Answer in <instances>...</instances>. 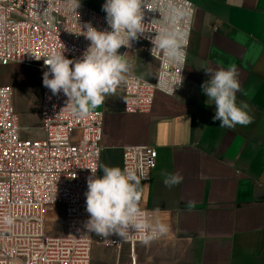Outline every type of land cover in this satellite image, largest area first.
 Here are the masks:
<instances>
[{
	"label": "crops",
	"instance_id": "0c3cea01",
	"mask_svg": "<svg viewBox=\"0 0 264 264\" xmlns=\"http://www.w3.org/2000/svg\"><path fill=\"white\" fill-rule=\"evenodd\" d=\"M190 1L195 9L181 89L157 92L152 109L138 113L125 112L123 93L114 89L94 110L104 112L100 163L123 168L125 147L156 148L138 207L158 210L152 219L171 235L125 243L121 251L97 243L93 264H264V0ZM232 65L243 90L237 102L247 101L252 120L229 129L213 121L215 105H205L201 84L210 75L203 68ZM31 67L41 81L40 68ZM40 101L27 102L39 117ZM171 173L182 182L166 186Z\"/></svg>",
	"mask_w": 264,
	"mask_h": 264
},
{
	"label": "built area",
	"instance_id": "2783aa9c",
	"mask_svg": "<svg viewBox=\"0 0 264 264\" xmlns=\"http://www.w3.org/2000/svg\"><path fill=\"white\" fill-rule=\"evenodd\" d=\"M145 36H154L170 27L166 17L170 2L190 13L187 23L179 25L191 32L194 4L190 0H143ZM106 14L80 1L73 11L71 0H0V65L14 62L37 65L41 72L39 129L41 137L22 138L19 115L15 111L14 89L0 84V218L14 217L12 225L0 222V264H93L96 244H106L121 251L125 243H143L144 233L130 231L126 238L96 237L84 224L89 168L100 163L104 112L92 111L79 117L72 113V101L63 92L53 96L43 83L47 69L44 60L63 52L67 58H82L90 41L83 35L84 25L97 30H111ZM144 48L157 62L156 74L163 71L184 79L186 58L182 64H165L162 51L149 39L140 38L131 48L118 52L130 63L126 83L120 85L123 110L128 113L149 112L157 92L169 94L134 70L135 56ZM33 55L40 59H35ZM183 84V82H182ZM123 168L136 170L141 182L151 177L157 164V150L149 145L127 146L123 150ZM99 175V169L97 170ZM151 212L148 208H141ZM62 216L60 232H49V221ZM152 239L150 242L159 239ZM149 242V243H150ZM145 244V243H143Z\"/></svg>",
	"mask_w": 264,
	"mask_h": 264
},
{
	"label": "clouds",
	"instance_id": "9594fccd",
	"mask_svg": "<svg viewBox=\"0 0 264 264\" xmlns=\"http://www.w3.org/2000/svg\"><path fill=\"white\" fill-rule=\"evenodd\" d=\"M80 0H71V8L75 11ZM142 5L151 9L143 0H104L102 10L109 30H97L90 24L84 25L83 35L90 41L88 49L80 59H70L63 55L52 54L44 63L48 66L43 72V85L55 96L61 92L72 101V113L83 117L104 104L105 97L115 87L126 83L125 74L129 71L128 63L118 52L122 46L131 48L132 43L140 38L149 39L151 44L159 48L165 64H182L186 58L185 41L187 34L179 25L187 23L191 13L182 6L170 2L168 4L167 23L165 28L154 36H145L150 32L144 23ZM160 11V10H159ZM35 59H40L33 55ZM209 78L201 84L206 96L205 105H215L213 121L219 120L224 128L251 123L250 105L246 100L237 102V93L243 92L235 65L212 71L203 68ZM162 90L171 94L182 86L183 78L170 76L167 72L155 74ZM246 95V93H243ZM90 178L87 182L86 211L89 214L84 224L88 233L100 237L112 235L126 238L130 231L144 233L142 242L148 244L152 239L170 236L169 227L159 219L152 217L158 210L145 212L138 207V188L141 176L136 170L99 163L89 168ZM101 175H97V170ZM179 173L167 174L166 186H174L182 182ZM0 222L12 225L14 217L4 215Z\"/></svg>",
	"mask_w": 264,
	"mask_h": 264
},
{
	"label": "rangeland",
	"instance_id": "374dc122",
	"mask_svg": "<svg viewBox=\"0 0 264 264\" xmlns=\"http://www.w3.org/2000/svg\"><path fill=\"white\" fill-rule=\"evenodd\" d=\"M80 1L106 14L102 10L104 0ZM122 58L127 60L124 56ZM135 59V72L150 79L154 73L156 61L144 48L137 50ZM31 65L20 62H14L6 66L0 65V84H9L14 89L13 103L15 111L19 115V122L22 127L20 135L22 138H37L43 135V132L39 129L41 117H39L38 111H33L32 106L27 104L28 100H40L41 95V81L37 77L34 79ZM115 89L119 90L120 85L115 87ZM61 228V214L49 221L47 226L49 232H60ZM95 236L97 237L98 235L95 234Z\"/></svg>",
	"mask_w": 264,
	"mask_h": 264
},
{
	"label": "water",
	"instance_id": "95a60500",
	"mask_svg": "<svg viewBox=\"0 0 264 264\" xmlns=\"http://www.w3.org/2000/svg\"><path fill=\"white\" fill-rule=\"evenodd\" d=\"M122 53V52H121ZM128 63V66H130V63L129 62H127Z\"/></svg>",
	"mask_w": 264,
	"mask_h": 264
}]
</instances>
